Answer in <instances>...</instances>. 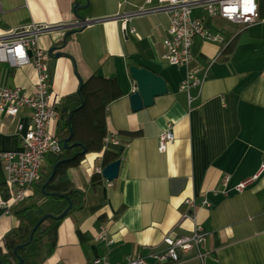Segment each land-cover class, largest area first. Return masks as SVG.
Instances as JSON below:
<instances>
[{
  "label": "crops",
  "instance_id": "obj_1",
  "mask_svg": "<svg viewBox=\"0 0 264 264\" xmlns=\"http://www.w3.org/2000/svg\"><path fill=\"white\" fill-rule=\"evenodd\" d=\"M74 1L0 0V33L23 22H39L49 26L38 36L47 50L65 31L51 29L75 18ZM148 5L146 0H89L80 12L101 19L68 35L63 49L72 58L49 55L51 99L67 119L75 98L83 100L70 123L76 138L90 147L78 160L56 167V188L70 184L81 189L84 203L59 221L42 264H89L103 253L120 261L132 253L147 255L152 247L162 249L167 232H191V220H181L188 210L185 197L208 200L195 209L196 221L208 231L201 246L206 254L199 258L193 249L181 252L184 259L174 264H264V168L259 171L264 163V20L241 24L193 7L192 13L204 15L206 27L222 38L194 36L190 61L177 65L163 57L168 15L157 10L135 13ZM259 11L262 16V0ZM130 64L149 68L167 83L165 93L137 110L129 98L135 88ZM192 70L198 81L180 88ZM36 78L29 63L0 61L1 86H19L30 94ZM31 112L23 105L14 116L0 114V152L22 148L20 135L31 126ZM58 121L50 124L54 134ZM167 122L174 138L160 151L158 134ZM109 132L117 134L118 144H104ZM105 150L118 152L120 158L111 180L95 169L106 164ZM47 165L48 156L42 167ZM257 172L242 190L233 188ZM225 174L229 180L223 190ZM7 196L0 158V198ZM32 203L54 214L68 204L64 197L39 196L32 187L11 211L0 208V251H5L4 234L18 225L14 211ZM29 219L34 222L37 214L32 211ZM106 222L114 237L109 246L94 237ZM147 264L171 263L147 257Z\"/></svg>",
  "mask_w": 264,
  "mask_h": 264
},
{
  "label": "built area",
  "instance_id": "obj_2",
  "mask_svg": "<svg viewBox=\"0 0 264 264\" xmlns=\"http://www.w3.org/2000/svg\"><path fill=\"white\" fill-rule=\"evenodd\" d=\"M262 2V16L259 11V0H146L150 5L140 7L135 13L157 10L168 15L167 34L162 39L163 57L170 64L186 65L192 57L194 36L200 35L210 40L222 38L206 27L204 15L192 13L193 7L201 6L207 15H219L233 22L250 24L259 18L264 20V0ZM48 29L49 26L39 22L27 21L0 33V61L8 62L12 66L29 63L34 67L37 77L35 88L30 94L23 92L19 86L0 85V114L14 116L23 105L32 110L31 126L20 135L22 148L0 152L8 191L6 198H0V208L6 212L11 211L15 205L29 196L33 183L40 175L45 157L62 148L61 140L49 129L51 122L60 116L49 90L47 64L49 53L38 43L39 34ZM129 30L133 31L134 28L130 27ZM197 81L194 71H188L179 87L185 88ZM173 138L172 123L167 122L158 134V150L165 151L168 142ZM103 141L104 144L120 142L115 132L107 133ZM263 168L264 163L261 164L259 171ZM95 169L101 172L102 166L98 165ZM257 175L258 172L238 181L233 188L242 190ZM228 180L229 174H225L221 179L223 190H226ZM183 202L187 204L188 210L183 212L181 220L185 218L191 220L193 224L191 232L176 235L167 232L162 237L164 248L152 247L147 255L137 252L126 255L123 260L112 261L107 253H103L93 257L89 264H147V257L174 264L184 259L181 252H188L191 249L195 250V256L203 258L206 252L201 246L207 238L208 231L196 221L195 209L198 204H208V200L202 198L198 202L194 197H185ZM94 237L106 246L114 242L107 222L99 226Z\"/></svg>",
  "mask_w": 264,
  "mask_h": 264
},
{
  "label": "trees",
  "instance_id": "obj_3",
  "mask_svg": "<svg viewBox=\"0 0 264 264\" xmlns=\"http://www.w3.org/2000/svg\"><path fill=\"white\" fill-rule=\"evenodd\" d=\"M78 105H80V99L77 96V98H75L74 100L73 106H78ZM65 115L66 113L60 110L58 128L55 135L62 142V138L69 135L71 128L72 136L69 139V143L77 141L88 149L90 145L76 138L72 123L67 122V118ZM131 134L134 133L131 132ZM80 148L81 146L79 144L72 146L69 145L64 146L62 142V148L60 151L49 153L47 155L48 165L46 169H44V167H41L40 175L33 183V187L35 188V191L39 196L49 195L54 197H64L60 195L58 196L53 195L50 192L57 191V192L65 193L72 202V205L69 208V210L82 207L84 203V192L79 188H76L68 184L66 188L63 189L60 187L58 189L56 188V185L59 182V180L54 179L52 177L47 181L44 189H42V184L48 179L54 164L56 162H59L58 163L59 165L60 163L67 160H78L83 154H77V155L74 154ZM117 157H118V152L116 153L105 150L103 153V161L106 164L116 159ZM32 211H34L37 214V219L34 222H31L29 219V215ZM14 213L17 215L19 222L17 226L10 228L4 234L5 251H0V260H1L0 264H12L13 262L17 261L16 253L13 252V249L17 244H22L17 247V254H19L22 257L23 264H42V261L51 245V241L49 240V238L50 236H52V232L55 230L57 224L63 217L44 218L34 230L32 238L28 241L30 232L32 230V226L45 212H43L37 206V204L32 203L30 205L15 210Z\"/></svg>",
  "mask_w": 264,
  "mask_h": 264
},
{
  "label": "water",
  "instance_id": "obj_4",
  "mask_svg": "<svg viewBox=\"0 0 264 264\" xmlns=\"http://www.w3.org/2000/svg\"><path fill=\"white\" fill-rule=\"evenodd\" d=\"M88 1L89 0H85L84 3L78 0L74 1L72 9L75 18L73 20H70L69 22L61 24L60 26H54V28L51 29L52 31L65 29V31L61 38L53 40L52 44L47 48V52L49 53V55L54 57L68 56L72 58V55L69 52H67L65 49H63V47L67 44L68 35L74 32L75 30L85 27L88 23L96 19H101V18L89 19L83 13L80 12L81 8L88 5ZM129 72L135 82V88L134 90H132L131 94L129 95L131 108L133 110H137L142 108L143 106L152 104L154 102L155 96L161 95L167 91V83L165 78L162 75L150 70L149 68L144 66H139L136 64H130ZM80 88H81V82L77 90L78 93L80 92ZM82 103L83 100H81L80 105ZM80 105L72 108L71 111L68 113V119H67L68 123H70L72 112L74 111V109H77ZM64 109L66 110V108ZM71 136H72V129L70 128L69 135L62 138L63 145L72 146L79 144L81 146V149L77 150L74 155L85 153L86 147L84 145L80 144L77 141L69 143V139ZM58 163L59 162H56L54 164L48 179L42 184V189H44L47 181L53 177ZM119 164H120V158H116L105 164L101 169L102 176L108 180H111L114 177H116L119 170ZM50 193H52L53 195L64 196L67 199L68 204L58 214H54L51 212L44 213L32 226V230L30 232L28 241L32 238L34 230L44 218L46 217L61 218L67 213V211L72 205L71 200L65 193H61L57 191H52ZM20 245L22 244H17L13 249V252L16 253L17 261L13 262L12 264H23L22 257L19 254H17V247Z\"/></svg>",
  "mask_w": 264,
  "mask_h": 264
}]
</instances>
